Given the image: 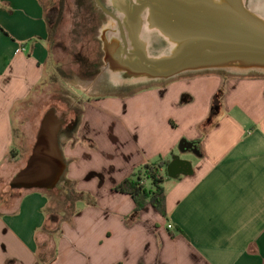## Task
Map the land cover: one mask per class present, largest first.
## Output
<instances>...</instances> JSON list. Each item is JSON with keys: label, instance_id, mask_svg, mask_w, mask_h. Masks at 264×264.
Listing matches in <instances>:
<instances>
[{"label": "crops", "instance_id": "crops-1", "mask_svg": "<svg viewBox=\"0 0 264 264\" xmlns=\"http://www.w3.org/2000/svg\"><path fill=\"white\" fill-rule=\"evenodd\" d=\"M49 61L42 0H0L6 181L26 166L34 139L26 146L15 137L14 112L42 83ZM69 127L61 187L78 196L74 211L53 235L52 251L46 227L59 199L0 188V264H264V76L202 73L110 94L87 102ZM160 162L167 217L151 205L136 213L116 187Z\"/></svg>", "mask_w": 264, "mask_h": 264}, {"label": "water", "instance_id": "water-1", "mask_svg": "<svg viewBox=\"0 0 264 264\" xmlns=\"http://www.w3.org/2000/svg\"><path fill=\"white\" fill-rule=\"evenodd\" d=\"M96 2L109 17L101 30L104 70L109 76L119 72L128 86L164 84L202 73L264 75V20L247 0H115L117 7L111 9L106 2ZM118 9L125 14L124 22ZM111 17L120 23L121 44L108 36L114 31L109 29ZM144 22L159 33L142 39ZM157 37L165 47L156 55L152 50ZM63 125L54 109L44 115L27 164L11 181L12 189L50 191L62 185L67 173L60 138Z\"/></svg>", "mask_w": 264, "mask_h": 264}, {"label": "rangeland", "instance_id": "rangeland-1", "mask_svg": "<svg viewBox=\"0 0 264 264\" xmlns=\"http://www.w3.org/2000/svg\"><path fill=\"white\" fill-rule=\"evenodd\" d=\"M100 1L103 4L106 2L109 9L117 7L115 0ZM42 3L50 25V61L40 87L14 112L15 137L25 141L26 146H30L31 137H34V144L40 122L51 109H54L57 116L64 121L60 136L62 143L68 132V126L77 125L87 102L110 94H129L152 86L151 84L123 87L113 85L111 76L104 70L105 52L101 38V30L107 24L109 17L99 8L96 0H42ZM247 4L253 12L264 18V0H247ZM117 16H120L119 9ZM113 19L110 18L112 27L109 26V29L113 28L114 31L109 32L108 36L113 37L112 41L119 42L122 35L119 27L114 25ZM147 28L149 27L144 22L141 30L142 39H148L152 33H159L156 29ZM153 43L155 48L152 52L156 55L160 54L165 44L158 37L153 39ZM150 56V58L154 57L153 54ZM221 74L238 76L225 72ZM12 173H15L14 169L10 168L9 175ZM5 179L1 174L0 188L10 190L12 179L8 181ZM52 194H56L59 199L54 205L51 216L52 219L58 220V223L50 220L46 228L49 237L46 244L53 251V235L58 232L62 220L73 212V206L68 201L71 197L69 192L61 196L59 191L55 190ZM5 200L8 203L14 202L11 196Z\"/></svg>", "mask_w": 264, "mask_h": 264}, {"label": "trees", "instance_id": "trees-1", "mask_svg": "<svg viewBox=\"0 0 264 264\" xmlns=\"http://www.w3.org/2000/svg\"><path fill=\"white\" fill-rule=\"evenodd\" d=\"M48 26L50 27L49 23ZM40 85L34 90V92L40 87ZM217 109L218 102L216 100L212 111L215 112ZM192 147L195 148L198 154H202V148L199 143H192ZM165 165L166 164L164 162L146 165L143 168L139 169L131 178L125 180L118 187H116V191L128 194L132 197L137 207L136 213H138L148 205H151L161 216L167 217V196L166 190L163 187L164 175L162 174V170L164 169ZM65 181L66 179L64 178L63 183H65ZM10 190L12 192V196H14L17 190L12 188ZM55 190L59 191V195L61 196L62 194L64 195L68 192L71 194V197L70 199H68V201L69 204L73 206L74 211V205L78 199V196L74 192L73 188L70 186H68L67 188H62L60 185L59 187L47 192H50L52 194ZM52 196L58 198L56 194H52ZM52 211L53 210L50 211V220L53 223H58V220L51 218L53 213ZM71 214L66 216V218L70 217ZM65 219H63L62 221H64Z\"/></svg>", "mask_w": 264, "mask_h": 264}, {"label": "bare ground", "instance_id": "bare-ground-1", "mask_svg": "<svg viewBox=\"0 0 264 264\" xmlns=\"http://www.w3.org/2000/svg\"><path fill=\"white\" fill-rule=\"evenodd\" d=\"M134 1H137V0H134ZM256 13V12H255ZM124 15L125 14H123V12L122 11H120V16H118L119 17V19H121L122 20V22H124V18H122V17H124ZM258 15V14H257ZM259 17H261L263 20H264V18L262 17V16H260V15H258ZM114 18V17H113ZM113 22L115 23L114 25H117V27H119V29H120V31L122 32V29L120 28V23H118V21L114 18L113 19ZM124 26L126 27V24L124 23ZM147 29H149V30H152V29H150V28H147ZM126 31H128V29L126 28ZM127 35H128V32H127ZM120 37V36H119ZM128 39H129V46H130V49H131V51H133V53H134V45H133V43L131 42V40H130V38L128 37ZM118 42V41H117ZM123 42V37L120 39V42H118V43H122ZM151 54L152 55V53L149 51L148 52V54ZM150 54H149V56H150ZM166 55H164V57H165ZM151 57V56H150ZM153 58V57H152ZM112 75L113 76H111V80H112V83H113V85H115V86H117V87H123V86H128V80H126V78H124L123 76H121L120 74H119V72H113L112 73Z\"/></svg>", "mask_w": 264, "mask_h": 264}, {"label": "built area", "instance_id": "built-area-1", "mask_svg": "<svg viewBox=\"0 0 264 264\" xmlns=\"http://www.w3.org/2000/svg\"><path fill=\"white\" fill-rule=\"evenodd\" d=\"M168 228H169L170 230H172L174 227H173L172 224H170V225L168 226Z\"/></svg>", "mask_w": 264, "mask_h": 264}, {"label": "flooded vegetation", "instance_id": "flooded-vegetation-1", "mask_svg": "<svg viewBox=\"0 0 264 264\" xmlns=\"http://www.w3.org/2000/svg\"><path fill=\"white\" fill-rule=\"evenodd\" d=\"M121 32V31H120ZM121 35H122V32H121ZM71 128L68 126V131L70 130Z\"/></svg>", "mask_w": 264, "mask_h": 264}]
</instances>
